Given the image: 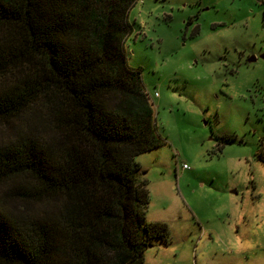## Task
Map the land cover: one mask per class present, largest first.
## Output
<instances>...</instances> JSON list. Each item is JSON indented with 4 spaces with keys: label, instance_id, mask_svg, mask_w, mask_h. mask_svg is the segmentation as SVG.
<instances>
[{
    "label": "trees",
    "instance_id": "trees-1",
    "mask_svg": "<svg viewBox=\"0 0 264 264\" xmlns=\"http://www.w3.org/2000/svg\"><path fill=\"white\" fill-rule=\"evenodd\" d=\"M131 1L0 0V264H142L168 237L135 162L161 142L120 52Z\"/></svg>",
    "mask_w": 264,
    "mask_h": 264
},
{
    "label": "rangeland",
    "instance_id": "rangeland-1",
    "mask_svg": "<svg viewBox=\"0 0 264 264\" xmlns=\"http://www.w3.org/2000/svg\"><path fill=\"white\" fill-rule=\"evenodd\" d=\"M122 23L161 142L135 158L145 217L169 231L142 264H264V0H132Z\"/></svg>",
    "mask_w": 264,
    "mask_h": 264
},
{
    "label": "water",
    "instance_id": "water-1",
    "mask_svg": "<svg viewBox=\"0 0 264 264\" xmlns=\"http://www.w3.org/2000/svg\"><path fill=\"white\" fill-rule=\"evenodd\" d=\"M251 61H255V57H254V56H251V57L248 59V62H251Z\"/></svg>",
    "mask_w": 264,
    "mask_h": 264
},
{
    "label": "built area",
    "instance_id": "built-area-1",
    "mask_svg": "<svg viewBox=\"0 0 264 264\" xmlns=\"http://www.w3.org/2000/svg\"><path fill=\"white\" fill-rule=\"evenodd\" d=\"M182 169H184V170H185V169H188L187 165L183 164V165H182Z\"/></svg>",
    "mask_w": 264,
    "mask_h": 264
}]
</instances>
